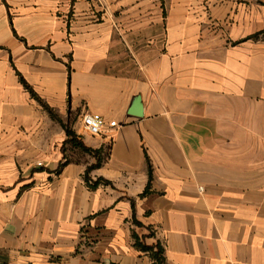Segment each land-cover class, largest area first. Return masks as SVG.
Here are the masks:
<instances>
[{
    "label": "crops",
    "instance_id": "0c3cea01",
    "mask_svg": "<svg viewBox=\"0 0 264 264\" xmlns=\"http://www.w3.org/2000/svg\"><path fill=\"white\" fill-rule=\"evenodd\" d=\"M161 1L0 0V264H264V0Z\"/></svg>",
    "mask_w": 264,
    "mask_h": 264
},
{
    "label": "trees",
    "instance_id": "16d2710c",
    "mask_svg": "<svg viewBox=\"0 0 264 264\" xmlns=\"http://www.w3.org/2000/svg\"><path fill=\"white\" fill-rule=\"evenodd\" d=\"M259 36L260 35H256V36H254L253 38L254 39H258L259 38ZM23 83H24V85H25V87H26V89L27 90H29L32 94H34V92H33V90L30 88V86H28L27 85V83H25L24 81H23ZM35 96V95H34ZM38 99V101L44 106V108L45 109H47L51 114H52V116L54 117V119H56V120H58L61 124H63L61 121H60V119L50 110V108L46 105V104H44L39 98H37ZM63 126H64V128H65V131H66V134H67V136H68V141H67V143H70V144H73L75 147H77V148H80L83 152H85V153H87V154H91V155H94L95 156V158L99 161V163H100V151H94V150H91V149H89V148H87L84 144H83V142L76 136V134L73 132V130L70 128V126L69 125H64L63 124ZM99 163H98V165H99ZM63 167V166H62ZM89 171L90 170H88V172H87V174H86V181H87V183H89L90 182V179H89V176H88V174H89ZM101 183H103V184H106V185H110L111 183L110 182H108V181H105L104 179H100L97 183H95L94 184V186H97V185H99V184H101ZM137 246L139 247V248H141V249H143L144 251H146V252H154V250H156V252L154 253V255H153V258H154V260H155V264H165V258H164V248L161 246V245H158L157 247H147V246H144V245H141L140 243H137Z\"/></svg>",
    "mask_w": 264,
    "mask_h": 264
},
{
    "label": "built area",
    "instance_id": "2783aa9c",
    "mask_svg": "<svg viewBox=\"0 0 264 264\" xmlns=\"http://www.w3.org/2000/svg\"><path fill=\"white\" fill-rule=\"evenodd\" d=\"M83 125L87 133L99 137L107 132L108 127L111 129L117 127L116 122L107 123L105 119L98 114L86 113L83 116Z\"/></svg>",
    "mask_w": 264,
    "mask_h": 264
},
{
    "label": "water",
    "instance_id": "95a60500",
    "mask_svg": "<svg viewBox=\"0 0 264 264\" xmlns=\"http://www.w3.org/2000/svg\"><path fill=\"white\" fill-rule=\"evenodd\" d=\"M142 106L140 101L138 100L137 104L134 106L133 111L131 112L132 115L141 116Z\"/></svg>",
    "mask_w": 264,
    "mask_h": 264
},
{
    "label": "rangeland",
    "instance_id": "374dc122",
    "mask_svg": "<svg viewBox=\"0 0 264 264\" xmlns=\"http://www.w3.org/2000/svg\"><path fill=\"white\" fill-rule=\"evenodd\" d=\"M166 0H162L161 1V8L162 9H166L167 8V3L165 2ZM72 120V119H71ZM70 122H72V121H69V124H70Z\"/></svg>",
    "mask_w": 264,
    "mask_h": 264
}]
</instances>
